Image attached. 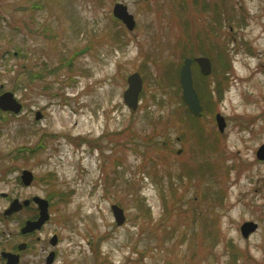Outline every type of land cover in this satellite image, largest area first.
<instances>
[{
  "label": "rangeland",
  "instance_id": "374dc122",
  "mask_svg": "<svg viewBox=\"0 0 264 264\" xmlns=\"http://www.w3.org/2000/svg\"><path fill=\"white\" fill-rule=\"evenodd\" d=\"M117 4L132 30L112 16ZM6 48L0 83L18 85L8 93L25 111L0 123V192L56 196L21 264H47L51 250L49 264H264V0H0ZM194 57L211 65L205 77L191 67L200 119L177 80ZM45 133L43 149L17 153ZM26 214L0 220V234ZM247 221L257 229L244 237Z\"/></svg>",
  "mask_w": 264,
  "mask_h": 264
},
{
  "label": "water",
  "instance_id": "95a60500",
  "mask_svg": "<svg viewBox=\"0 0 264 264\" xmlns=\"http://www.w3.org/2000/svg\"><path fill=\"white\" fill-rule=\"evenodd\" d=\"M113 15L118 19H120L129 30L133 29L135 22L133 20V17L127 13L125 6L120 4L115 5L113 8ZM194 61L200 67V71L203 75H209L211 71V65L208 58L196 57L194 58ZM191 64H192V59L190 58H186L183 61V65L181 66V70L179 74V81H180L182 96L185 104L187 105L188 109L191 111L193 115L199 116L202 111V106L200 104L196 90L193 86ZM141 90H142V80L139 74L135 72L129 75L127 78V89L123 93V102L126 105V107L129 108L130 110H135L137 108L139 101V94ZM5 99L8 100V103H5L4 101ZM0 107L3 108L4 110L5 109H10L13 111L18 110V104L12 99L10 94L3 95V97L0 100ZM216 122L218 129L220 131H223L225 122L224 119L219 114L216 115ZM257 158L260 160H264V145L260 147L259 150L257 151ZM21 178L25 185H29L32 180V175L28 171H23ZM34 201L39 205L40 216L37 221L33 223H27L23 229L24 232L32 231L33 229L39 228L42 225V223L48 218L47 202L39 198H34ZM22 204L27 205V201L22 202ZM19 207H21L19 205V202L17 200L14 201L11 204L10 209L6 210V214H9L10 212L18 209ZM111 210L116 223L121 224L125 219L123 210L117 205H112ZM256 228L257 225L255 223L245 222L241 225L240 231L244 237H247L251 232L255 231ZM170 264H174V263H170Z\"/></svg>",
  "mask_w": 264,
  "mask_h": 264
},
{
  "label": "flooded vegetation",
  "instance_id": "af4514ba",
  "mask_svg": "<svg viewBox=\"0 0 264 264\" xmlns=\"http://www.w3.org/2000/svg\"><path fill=\"white\" fill-rule=\"evenodd\" d=\"M6 49H3L0 52V59L4 58V55H9V51ZM21 51V50H20ZM15 52V53H14ZM13 55L15 56H20V52L18 51H13ZM18 56V57H19ZM18 85H13L12 90L15 91L18 89L17 87ZM12 90L7 89L5 87V84L0 83V100H1V96L3 94H6L8 92H11L12 94L14 93ZM21 104V113H23L25 111V104H23V102H20ZM20 114H14L11 111H7V110H3V108L0 107V123H6L8 121V119L10 118V116H19ZM44 112H40L35 111L34 112V120L35 123H40L42 121L45 120L46 115H44ZM48 134H41L38 138H37V143L39 140L41 141H46ZM18 169V168H17ZM21 173L18 175V180L16 181V185L18 188L22 189V188H28L32 183H33V179L31 180L30 184L28 186H25L22 182L21 179ZM19 172V171H16ZM37 197V195H32V196H28L25 198H21L20 195L14 196L12 193H6V192H0V199L2 200H6L8 202V205L5 206L2 209V215H0V220L1 222H5L7 220H9L10 218H13L17 215H20L22 213H24L25 211L27 212V214L24 217V222L22 221L23 218H20L19 216L17 218L19 219V228L16 231H13L12 233H10L9 235L6 234L5 230H1V237L3 239H1L0 241V264H21V260L23 258V252L29 247L28 243L24 240H28L29 238H32L33 236L37 235V231H30V232H24V226L27 223L30 222H35L39 216H40V209H39V205L35 203V201L33 202V198ZM56 196H52V199L47 198V196H44L43 198L45 200L48 201V210L50 209V207L52 206V203H54L53 200H55ZM42 198V197H41ZM19 201V205L21 207H19L16 210H13L12 212H10L9 214H6V210L10 209L11 204L14 201ZM27 201V205H23L22 202ZM31 209L33 212L28 213V210ZM50 220V218L47 220L46 223H44V226L47 225L48 221ZM42 230V229H41ZM3 235V236H2ZM56 238V239H54ZM38 239V237H37ZM58 242L57 236L56 235H52V237L50 238V245L51 246H55ZM55 243V244H53ZM47 257L48 259H45V263L49 264L51 261H54V258L56 256V252L55 250H51L49 252H47ZM51 254V256H50ZM47 260V261H46ZM34 264H38L37 262Z\"/></svg>",
  "mask_w": 264,
  "mask_h": 264
},
{
  "label": "trees",
  "instance_id": "16d2710c",
  "mask_svg": "<svg viewBox=\"0 0 264 264\" xmlns=\"http://www.w3.org/2000/svg\"><path fill=\"white\" fill-rule=\"evenodd\" d=\"M203 76V75H202ZM205 77V76H204ZM177 78H178V75H177ZM178 80V79H177ZM181 100H182V98H181ZM183 101V100H182ZM182 104H184V101L182 102ZM185 105V104H184ZM187 114H189L190 116H192L194 119H200L204 114L202 113V116L201 117H196V116H194V115H192L190 112H189V110H188V108H187Z\"/></svg>",
  "mask_w": 264,
  "mask_h": 264
}]
</instances>
